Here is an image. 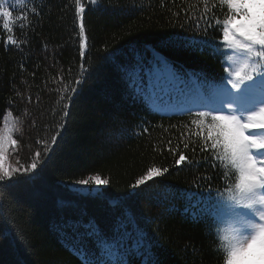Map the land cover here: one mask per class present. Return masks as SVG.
Listing matches in <instances>:
<instances>
[{
    "label": "trees",
    "instance_id": "16d2710c",
    "mask_svg": "<svg viewBox=\"0 0 264 264\" xmlns=\"http://www.w3.org/2000/svg\"><path fill=\"white\" fill-rule=\"evenodd\" d=\"M82 2L84 36L79 33L74 0H44L38 16L25 11L23 31L17 27L20 9L13 13L12 32L3 29L0 19V114L10 110L23 120L22 138L16 134L19 152H14L20 163H29L41 147L37 141L54 134L60 98L75 86L81 63L88 68L83 85L72 95L70 116L65 118L67 135L62 132L64 138L58 137V146H53V162L43 176L21 182L0 200V217L30 241L27 247L19 241L15 247L7 239L0 242V264H81L74 251L80 247L100 258L96 237H89V229L83 227L92 221L110 238L130 233L124 235L125 244L134 245L144 230L158 264H221L214 251L219 244L214 227L198 218L206 207L208 184L213 195L215 188L223 187L219 170L203 160L199 147L195 155L184 150L200 162L198 166L175 165L188 134L199 130L182 110L157 111L150 96L134 95L121 70L142 65L148 93L160 67L157 56L175 73L173 77L164 71L170 84L181 80L183 87H189L194 80L218 81L226 76L222 57L162 45L165 39L195 34L192 24L180 28L169 21L175 22L173 13H180L179 22L184 23L183 8L192 15L202 12V0H100L92 11L87 10L88 0ZM8 35L19 47L8 45ZM207 35L221 38L214 30ZM150 167L169 171L132 189L130 185ZM90 175L109 181L101 187L102 194L90 196L70 187ZM205 176L211 180L205 182ZM68 223L81 226L61 228Z\"/></svg>",
    "mask_w": 264,
    "mask_h": 264
},
{
    "label": "snow or ice",
    "instance_id": "6c2138e0",
    "mask_svg": "<svg viewBox=\"0 0 264 264\" xmlns=\"http://www.w3.org/2000/svg\"><path fill=\"white\" fill-rule=\"evenodd\" d=\"M88 4L87 10L92 11L100 6V0H88ZM202 4L203 11L195 15L188 8L182 9L184 23L179 22L180 13H173L177 17L175 22L169 21L180 28H184L185 24H192L195 34L183 39H165L162 45L207 51L213 57H222V63H226L224 72L227 75L218 81L207 78L193 81L196 91L189 99L190 106L183 109V114L190 118V124L199 131L190 132L187 142H183L185 134L181 133L183 149L179 150L175 165L198 166L200 162L190 159L184 150L195 155L199 147L203 160L219 170L223 187L215 188L213 195L212 185L208 184L209 195L204 198L206 207L198 218L214 227L219 241L214 251L220 257L221 264H264V0H202ZM74 5L79 20V33L84 36L85 3L74 0ZM44 7V0H40L39 4L36 0H11V3L10 0H0L3 29L13 31V13L20 9L21 24L17 27L23 31V21L28 18L24 12L38 16L37 8L43 10ZM209 30L220 32L221 38H208ZM7 43L19 47L17 39L12 35H8ZM86 46L85 43L81 47L83 49ZM80 56L84 61L83 50ZM156 59L160 64L157 72L167 71L175 77L166 61L160 60L159 56ZM121 70L134 95L150 96L141 74L142 65L122 67ZM86 74L88 68L82 62L75 86L60 98V120L54 127V134L50 139L37 141L41 147L34 151L26 165L18 160L19 166H16L8 159L10 147L14 152H19L16 134H21L22 138L23 120L14 116L10 110L0 114V200L7 198L10 190L21 182H31L43 176L48 165L53 162V146H58L57 138L63 139L67 135L65 118L70 116L68 109L72 95L76 93L77 87L83 85ZM60 79L62 81L63 77ZM144 131L147 132V128ZM168 144L171 145V140ZM169 151L175 150L169 147ZM168 171L167 167H150L130 187L137 189L153 177L163 176ZM203 179L209 182L211 177L205 176ZM108 184L109 181L102 179L100 175H90L86 179L73 181L70 187L84 186L80 190L91 196L93 192L102 194L101 186ZM80 226L79 223H68L61 228ZM83 227L89 229V237H96L95 245L100 250V258H97L96 252L89 254L83 247L74 248L81 264H134L136 260L140 264H158L153 252L154 244L144 230H140L133 245L124 243V235H131L127 231L110 238L102 233L94 221ZM120 227L127 229V225L122 224ZM5 239L13 247L17 241L25 247L30 243L24 234L10 226L7 218L0 217V242Z\"/></svg>",
    "mask_w": 264,
    "mask_h": 264
},
{
    "label": "rangeland",
    "instance_id": "374dc122",
    "mask_svg": "<svg viewBox=\"0 0 264 264\" xmlns=\"http://www.w3.org/2000/svg\"><path fill=\"white\" fill-rule=\"evenodd\" d=\"M224 65L226 66V63H224ZM166 74V72L161 71L156 73L155 75L153 81L155 83V88H152V92L149 93L152 105L157 111H162L173 107L183 111V109L190 106L189 99L195 94L196 89L194 87V84L191 83L189 87H183V83L181 80L173 81L170 84V79L166 78ZM159 98L162 99L158 100ZM8 159L11 164L19 166L18 159L15 157L14 151L11 149V147L9 148ZM83 187L84 186H80L79 188H71L74 190L81 191L80 188ZM81 192L87 193L84 191Z\"/></svg>",
    "mask_w": 264,
    "mask_h": 264
}]
</instances>
